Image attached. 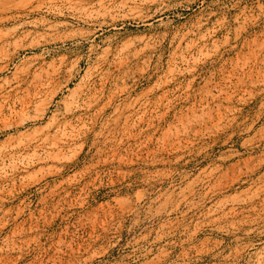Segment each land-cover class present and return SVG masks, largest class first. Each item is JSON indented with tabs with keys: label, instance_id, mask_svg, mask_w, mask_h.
Segmentation results:
<instances>
[{
	"label": "rangeland",
	"instance_id": "374dc122",
	"mask_svg": "<svg viewBox=\"0 0 264 264\" xmlns=\"http://www.w3.org/2000/svg\"><path fill=\"white\" fill-rule=\"evenodd\" d=\"M7 1L0 264H264V0Z\"/></svg>",
	"mask_w": 264,
	"mask_h": 264
},
{
	"label": "bare ground",
	"instance_id": "6f19581e",
	"mask_svg": "<svg viewBox=\"0 0 264 264\" xmlns=\"http://www.w3.org/2000/svg\"><path fill=\"white\" fill-rule=\"evenodd\" d=\"M25 2L26 0H8L5 4H3L1 6L2 9V13H4L5 15L8 14L9 12H12L13 10H23L25 9H29L30 13H26V14H31V12H38L42 7L47 6V0H37L36 3L34 5H29L28 7L25 6ZM53 4V3H52ZM50 5V4H49ZM46 8V7H45ZM49 8V7H48ZM55 8V6H54ZM24 12L26 10H23ZM39 13V12H38ZM4 16V15H3ZM7 19V17H6ZM44 23V22H43ZM64 26L63 22H56L53 25H51L49 27L50 31H57L60 28H62ZM91 32V31H90ZM94 32V31H93ZM53 33V32H52ZM170 33V32H169ZM37 35V33H36ZM46 34H39L40 38H45ZM90 34H86L87 37H89ZM163 35V34H162ZM53 37V36H52ZM51 37V38H52ZM76 36L75 35H71L69 36L70 39H74ZM84 38V37H83ZM86 38V37H85ZM68 39V38H67ZM57 40V39H56ZM49 41V40H48ZM65 42V41H64ZM40 43V42H39ZM37 46H41L42 43H40L38 45V43H36ZM35 45V46H36ZM114 46V45H113ZM125 48H121L120 51H124L128 46L125 45ZM49 48V47H48ZM114 49V47H113ZM41 50V49H40ZM45 50V49H44ZM50 50V49H49ZM42 51V50H41ZM111 51V46H108L105 49L106 53H109ZM47 52V51H46ZM45 52V53H46ZM41 53V52H40ZM39 53V54H40ZM37 58V57H36ZM104 61V60H103ZM41 62V61H40ZM76 65H78V62L76 61ZM52 68V71L54 72L53 68V62L52 61H42L40 64H38L34 69H26L25 72L21 73L17 78H16V83H18V85H21L23 83L27 84V86L25 87V91L28 93L29 91V87H31L32 89L36 88L39 89L40 85L43 84L42 82L47 78L48 74L50 73V69ZM55 69V68H54ZM57 72V71H56ZM42 86V85H41ZM10 92L9 91H3L1 92L0 96H2V99H5L7 102L10 99L9 96ZM1 100V99H0ZM2 101V100H1ZM3 106V105H2ZM2 106H0V109L2 108Z\"/></svg>",
	"mask_w": 264,
	"mask_h": 264
}]
</instances>
